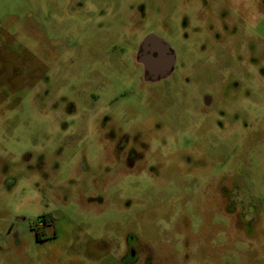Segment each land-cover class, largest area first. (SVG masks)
I'll list each match as a JSON object with an SVG mask.
<instances>
[{"label":"rangeland","instance_id":"rangeland-1","mask_svg":"<svg viewBox=\"0 0 264 264\" xmlns=\"http://www.w3.org/2000/svg\"><path fill=\"white\" fill-rule=\"evenodd\" d=\"M60 1L0 0V264H119L128 236L138 264H264V0H98L87 24ZM150 30L178 65L145 85Z\"/></svg>","mask_w":264,"mask_h":264},{"label":"flooded vegetation","instance_id":"flooded-vegetation-1","mask_svg":"<svg viewBox=\"0 0 264 264\" xmlns=\"http://www.w3.org/2000/svg\"><path fill=\"white\" fill-rule=\"evenodd\" d=\"M186 1L188 2L189 5L193 4L191 9H192V17L194 18V20L198 19L201 13L207 11L206 5L208 2L212 3L211 5L212 7H215V5L213 4H217V2H227L228 4L229 3L231 4L233 2V0H186ZM195 2H198L199 5H195ZM240 2L244 7V0H240ZM100 3L101 1H98V0L97 1H94V0H64L58 3V9L60 12L63 13L62 10H64V8L68 9L73 4L76 5L80 11V15H82V20L87 24L88 20H95V19H98L104 16V13H105L104 11H107V7L106 6L105 8L100 7ZM182 3H184V0H182ZM106 5L108 6V4ZM227 7H226L227 9H224V11L220 12L221 17H223L224 19L226 18L227 13L229 14L230 9H231L229 5H227ZM143 13H145V11L143 8H141V12H139V16H141V18H143L142 16ZM181 14H182L181 30L185 32L187 30H190L189 25H190V20H192V17L190 19V16L185 14V11L182 9H181ZM111 16L114 17V13ZM60 17H63V15H60ZM129 22L132 23L133 26H136L137 16L136 15L129 16ZM191 29L198 30L199 28L193 27ZM207 29L210 32L209 37L212 38V40L214 41L213 43L217 44L218 41L219 42L221 41L220 27L218 28L213 25V26H209ZM155 34L156 33H154V31L150 30L149 32L145 34V36L141 39V41L135 45V52H136L135 59L137 63L143 69V77L141 81L145 85L158 84L170 78L173 75L178 65V54L176 53V51L167 41L155 36ZM116 44L117 43L114 42L110 46L113 49H115ZM87 46H89L88 43H82L79 48L70 49L68 52H66L67 53L66 55L72 57L76 51L78 53L81 51H85L86 50L85 47ZM111 47L108 48V50H112ZM61 57L63 56H59L58 59H55V64H56L57 69H58L59 62L62 61ZM65 61H68V60H65ZM73 62H75V60L70 59L69 65H66L65 67H70ZM39 72L40 71L37 70L35 73L39 76L41 75L44 78H46L45 75H42ZM261 72H262V75L264 76V69H262ZM60 75H62V72L60 73ZM204 100H205L204 101L205 106L211 105L212 103L211 97L205 96ZM156 127L160 128L161 124L157 123ZM128 140H129L128 135L124 134L119 140L118 148L123 150L125 146L127 145ZM134 156H136V153L132 150V152H130L129 154V158H132ZM7 187L11 188L12 187L11 183L8 184ZM55 221L56 219L51 213H44L38 216V218L31 223L30 229L34 232V236L38 242L46 241L48 239H52L56 237V234H53V236H49L47 234L48 230L51 227H53ZM245 226L249 228L252 225L249 222ZM117 258H118L119 264H138L141 261L140 253H139L138 248L135 245L134 238H132L131 236H128V239H126L121 244ZM148 261L149 260H145L143 264H148Z\"/></svg>","mask_w":264,"mask_h":264}]
</instances>
